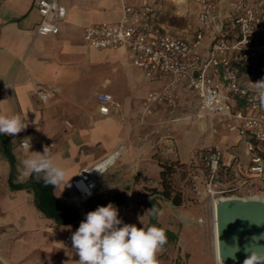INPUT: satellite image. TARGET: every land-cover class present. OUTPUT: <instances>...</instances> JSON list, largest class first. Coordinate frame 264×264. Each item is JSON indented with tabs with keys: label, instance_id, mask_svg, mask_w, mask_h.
<instances>
[{
	"label": "crops",
	"instance_id": "0c3cea01",
	"mask_svg": "<svg viewBox=\"0 0 264 264\" xmlns=\"http://www.w3.org/2000/svg\"><path fill=\"white\" fill-rule=\"evenodd\" d=\"M58 3L66 10L58 23L59 32L38 35L35 28L40 14L35 0H0V114H18L28 121L27 129L15 136L0 134V264H74L79 256L72 248V232L87 212L106 206L112 196L121 199L119 204L113 203L124 223L147 227V205L153 196L146 190L159 188L160 160L188 164L208 148L218 147L231 171L249 175L241 138L226 135L219 140L214 132L220 123L228 129V117L169 122L171 116L198 108V100L184 84L175 87V115L167 106L154 104L152 113L143 117L148 95L162 91L169 80L146 77L130 64L123 48L95 49L83 40L85 28L120 20L119 0ZM163 26L174 35L188 39L193 35ZM207 44L205 39L201 52L206 51ZM38 89L52 90L53 95L42 103L35 94ZM99 93L111 95L118 104L107 116L98 112ZM240 108L237 101L233 110ZM28 137L34 144L30 151L42 153L44 146H49L50 155L66 170L65 182L114 150L120 153L99 177L92 197L79 206V212L60 202V196L67 194L64 183L46 185L49 197L39 204L36 186L44 183L42 174L25 176L22 164L32 155L28 148L20 147ZM219 143L223 147L217 146ZM232 147L240 153L231 151ZM257 181H264V174L252 183ZM159 202L161 227L180 235L192 232L189 209L178 211L162 198ZM181 220L185 225L180 228ZM177 255L162 248L157 260L159 264H174Z\"/></svg>",
	"mask_w": 264,
	"mask_h": 264
},
{
	"label": "built area",
	"instance_id": "2783aa9c",
	"mask_svg": "<svg viewBox=\"0 0 264 264\" xmlns=\"http://www.w3.org/2000/svg\"><path fill=\"white\" fill-rule=\"evenodd\" d=\"M122 16L118 22H102L83 31V40L95 49L126 51L127 60L150 79H168L162 91L148 95L144 111L161 104L175 113V87L184 84L198 100V108L185 117H172L169 122L213 116L228 117L227 128L236 131L248 156L247 173L230 170L224 153L218 147L204 151L197 161L189 163L186 178L196 195L210 198L240 197L256 178L264 174V107L259 95L244 88L236 63L264 70V0H193L196 27L190 39L167 31L162 22L163 0H119ZM40 20L35 28L38 35L59 32L58 23L66 10L58 0H35ZM208 39L206 51L200 49ZM38 100L46 102L52 90L38 89ZM98 112L103 116L117 109L118 104L107 93L96 95ZM239 101L241 108L233 110ZM28 141L20 143L28 148ZM31 147L34 146L30 142ZM30 147V148H31ZM118 153L82 169L67 181V194L60 202L75 207L86 204L92 197L99 177L114 163Z\"/></svg>",
	"mask_w": 264,
	"mask_h": 264
},
{
	"label": "clouds",
	"instance_id": "9594fccd",
	"mask_svg": "<svg viewBox=\"0 0 264 264\" xmlns=\"http://www.w3.org/2000/svg\"><path fill=\"white\" fill-rule=\"evenodd\" d=\"M254 84L259 90L261 106L264 107V79ZM27 127L28 121L18 114H0V134L15 136ZM25 139L30 151L31 138ZM30 152L32 155L22 161L25 176L42 174L45 185H68L65 182L66 170L50 155L49 146H44L42 153ZM147 212L154 214V209ZM71 241L73 250L79 256L74 264H159L157 253L167 243V235L164 228L155 224L137 227L124 223L119 218L118 207L109 202L85 214L79 227L72 232ZM260 260L257 254H252L246 256L243 264H260Z\"/></svg>",
	"mask_w": 264,
	"mask_h": 264
},
{
	"label": "rangeland",
	"instance_id": "374dc122",
	"mask_svg": "<svg viewBox=\"0 0 264 264\" xmlns=\"http://www.w3.org/2000/svg\"><path fill=\"white\" fill-rule=\"evenodd\" d=\"M162 4L163 23L174 31H181V34L191 36L196 25V12L193 0H185L183 10L178 8L174 0H163ZM239 77L244 88L251 92L257 91V95H259V90L254 83L264 79V70H260L258 67L257 70H244L239 73ZM151 113H146L144 111L143 117L144 115ZM193 113L194 111L174 117L181 118ZM188 120L197 121L200 119L192 117ZM220 124L222 125V123ZM220 124L214 126V132L219 140L224 138L226 135L231 139L237 137L238 134L236 131L230 132ZM217 146L223 147L220 143ZM227 146L229 147L231 145L227 144ZM236 148L237 147H232L231 151L239 154L240 152L236 151ZM186 174L187 172L184 174L182 171H177V173L172 176L173 191L180 193L182 197V205L180 207H174L178 211L189 209L192 212V222H194L192 232L180 235L179 231H177L178 235H180L177 244L168 246L165 248V251L167 253H171L173 251L176 253L178 252L174 264H216L213 257L212 242V209L210 205V200L212 198L203 194L196 195L192 191L191 183L187 180ZM258 193L264 194V181H257V183L248 185L247 189L242 191L239 196L244 197ZM173 214L180 221L176 212H173ZM181 217L184 219L183 215H181ZM180 224L181 225H179V227H183L185 225L182 220Z\"/></svg>",
	"mask_w": 264,
	"mask_h": 264
},
{
	"label": "water",
	"instance_id": "95a60500",
	"mask_svg": "<svg viewBox=\"0 0 264 264\" xmlns=\"http://www.w3.org/2000/svg\"><path fill=\"white\" fill-rule=\"evenodd\" d=\"M215 221L222 264H243L252 254L264 264V201L241 197L219 200Z\"/></svg>",
	"mask_w": 264,
	"mask_h": 264
},
{
	"label": "trees",
	"instance_id": "16d2710c",
	"mask_svg": "<svg viewBox=\"0 0 264 264\" xmlns=\"http://www.w3.org/2000/svg\"><path fill=\"white\" fill-rule=\"evenodd\" d=\"M235 65L238 69V73L244 70H255L254 66H248L242 61L237 62ZM159 166V188H150L146 190L148 195L153 196L152 199L148 201V210L151 208L154 209V214L149 213V222L147 226L155 224L156 226L161 227L157 219L158 212L161 209V204L159 202L161 198L163 200L170 201L175 207H180L182 205L181 194L173 191L172 176L177 173V171H182V173L185 174L190 167L189 163H182L177 160H160ZM36 188L37 197L39 199L38 201L41 202L39 204H44V202L47 201L49 197L45 183H39ZM107 201V204L109 202L113 203L114 201H117L119 204V202H121V199L116 198V196H112ZM39 207L43 210H46L44 205H39ZM164 230L167 235V243L163 246V248H167L168 246L177 244L179 240L178 233L165 228Z\"/></svg>",
	"mask_w": 264,
	"mask_h": 264
},
{
	"label": "bare ground",
	"instance_id": "6f19581e",
	"mask_svg": "<svg viewBox=\"0 0 264 264\" xmlns=\"http://www.w3.org/2000/svg\"><path fill=\"white\" fill-rule=\"evenodd\" d=\"M175 4L178 6L180 10H183V6L185 3V0H174ZM120 153V150H114L112 153ZM233 198V197H232ZM243 199H250V200H262L264 201V194H253L249 196L241 197ZM225 198H212L210 200V205L212 209V242H213V257L216 264H222L221 258L219 256V249H218V239H217V229H216V221H215V209L216 204L219 200H223ZM83 204L79 205L82 206Z\"/></svg>",
	"mask_w": 264,
	"mask_h": 264
}]
</instances>
